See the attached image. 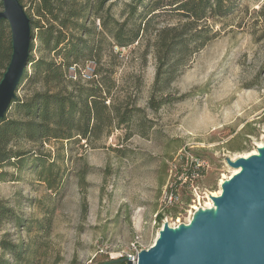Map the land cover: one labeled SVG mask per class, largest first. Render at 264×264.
<instances>
[{
	"label": "rangeland",
	"instance_id": "rangeland-1",
	"mask_svg": "<svg viewBox=\"0 0 264 264\" xmlns=\"http://www.w3.org/2000/svg\"><path fill=\"white\" fill-rule=\"evenodd\" d=\"M20 1L33 11L36 1ZM124 1H116L117 15ZM235 3L221 35L155 94L156 100H173L158 109L150 104L157 59L146 38L126 47L102 45L103 63L115 70L113 100L133 108L132 121L113 126L111 135L95 144H47L59 172L54 189L27 166L5 169L17 180L9 175L0 181V200L16 217L0 223V242L19 244L22 255L16 258L0 246L3 264H100L134 255L154 244L165 223L188 222L206 205L232 171L227 158L257 148L264 140V0ZM95 25L101 30L97 18ZM28 69L31 74L32 66ZM31 90L25 80L18 96ZM250 130L253 135L246 133ZM183 148L204 162V173L194 182L181 176ZM177 185L183 203L162 211L164 191ZM197 194L200 199L193 201ZM122 262L128 261L115 264Z\"/></svg>",
	"mask_w": 264,
	"mask_h": 264
},
{
	"label": "trees",
	"instance_id": "trees-1",
	"mask_svg": "<svg viewBox=\"0 0 264 264\" xmlns=\"http://www.w3.org/2000/svg\"><path fill=\"white\" fill-rule=\"evenodd\" d=\"M34 1L33 11H27L32 26L31 55L18 86L27 80L32 90L21 98L17 89V97L0 121V181L9 175L17 180L7 167L27 166L37 171L50 190L56 188L59 172H54L58 166L47 144L83 140L95 144L110 136L113 126L132 121L133 108L119 107L113 100L115 70L103 63V44L126 47L146 38L157 59L150 104L158 109L173 100L168 96L156 100L155 94L168 88L192 56L221 35L223 21L236 9L235 0H125L117 15L113 12L117 0ZM163 16L169 18L160 20ZM11 53L10 26L0 19V79ZM90 63L94 64L93 78L85 81L81 74ZM73 66L76 78L70 76ZM163 216L159 214V219ZM10 217H16L13 209L0 200V223ZM0 246L16 258L22 255L15 242L3 239Z\"/></svg>",
	"mask_w": 264,
	"mask_h": 264
},
{
	"label": "water",
	"instance_id": "water-1",
	"mask_svg": "<svg viewBox=\"0 0 264 264\" xmlns=\"http://www.w3.org/2000/svg\"><path fill=\"white\" fill-rule=\"evenodd\" d=\"M0 19L11 30L12 53L0 79V121L5 118L29 65L31 18L20 0H1ZM227 163L239 169L211 196L215 208L200 207L188 222L165 223L154 244L142 249L137 264H264V140L258 154ZM127 260H110L115 264Z\"/></svg>",
	"mask_w": 264,
	"mask_h": 264
},
{
	"label": "built area",
	"instance_id": "built-area-1",
	"mask_svg": "<svg viewBox=\"0 0 264 264\" xmlns=\"http://www.w3.org/2000/svg\"><path fill=\"white\" fill-rule=\"evenodd\" d=\"M93 72H94V64L90 63L87 65V67L82 71L81 77L83 80L87 81L93 78ZM70 76L73 78H76V68L73 66L70 68ZM181 161V176L186 175L187 172L190 171L191 175L187 176V178L190 179V182H194L197 178H199L205 170L204 162L200 160L199 156H195L194 154L190 153V151L187 148H183L181 150L180 159ZM185 161V162H184ZM178 185L176 188L170 187L169 189H166L162 195L161 198V210H168L171 207L178 206L179 204H182V196L178 192ZM194 189L196 190V187L193 185ZM200 195L197 194L194 198H192L193 201H195V198L200 199ZM177 218L180 219V216ZM140 250L137 251L134 255H129V258L132 259L134 264H137L138 260V254Z\"/></svg>",
	"mask_w": 264,
	"mask_h": 264
},
{
	"label": "bare ground",
	"instance_id": "bare-ground-1",
	"mask_svg": "<svg viewBox=\"0 0 264 264\" xmlns=\"http://www.w3.org/2000/svg\"><path fill=\"white\" fill-rule=\"evenodd\" d=\"M262 146H263V141H262V142H258L257 148H255V149H253V150H251V151H249V152H246L245 154H242V155H240V156L248 157V156H250V155H252V154H258V147H262ZM240 156H239V157H240ZM238 170H239V169L232 168V171H231L230 175H228V176L226 175V176L223 177V179L220 181V188H219V190H218V191H215V192H211V193L208 195V196H209V200L206 201V205H205L206 207L204 206L203 208H212V209L215 208V205H214V202H213L211 196H218V195L222 192L221 184H222L226 179L231 178L235 173L238 172ZM194 208H197V207L195 206ZM198 208H199V207H198ZM192 212H193V211H192ZM190 219H191V218H190ZM180 222H181V221H180ZM170 226H173V225H170ZM175 226H177V225H175Z\"/></svg>",
	"mask_w": 264,
	"mask_h": 264
}]
</instances>
